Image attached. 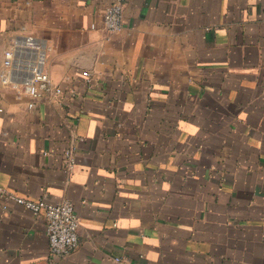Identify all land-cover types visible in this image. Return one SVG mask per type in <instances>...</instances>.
<instances>
[{"label":"crops","instance_id":"1","mask_svg":"<svg viewBox=\"0 0 264 264\" xmlns=\"http://www.w3.org/2000/svg\"><path fill=\"white\" fill-rule=\"evenodd\" d=\"M112 1L0 0V264H264V0ZM11 195L72 201L77 247Z\"/></svg>","mask_w":264,"mask_h":264},{"label":"built area","instance_id":"2","mask_svg":"<svg viewBox=\"0 0 264 264\" xmlns=\"http://www.w3.org/2000/svg\"><path fill=\"white\" fill-rule=\"evenodd\" d=\"M122 0H113L103 11V27L106 31H119L123 26ZM41 57L27 65L28 76L24 82V90L32 98L41 95L43 90L50 87V79L41 64ZM12 60V51H5L4 64L9 65ZM87 75V71H83ZM59 91V88H56ZM33 101L28 103L32 106ZM18 203L30 209L32 213L44 217L45 229L51 256H65L73 251L79 242V219L72 201H48L43 198L30 199L11 195Z\"/></svg>","mask_w":264,"mask_h":264}]
</instances>
